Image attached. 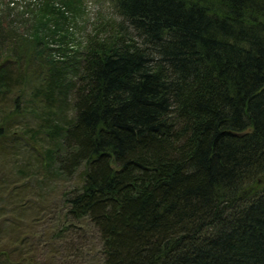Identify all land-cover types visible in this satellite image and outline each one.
Masks as SVG:
<instances>
[{
	"label": "trees",
	"instance_id": "trees-1",
	"mask_svg": "<svg viewBox=\"0 0 264 264\" xmlns=\"http://www.w3.org/2000/svg\"><path fill=\"white\" fill-rule=\"evenodd\" d=\"M80 1L22 5L25 32L0 3V156L17 118L43 115L100 264H264V0H115L128 27L79 50Z\"/></svg>",
	"mask_w": 264,
	"mask_h": 264
},
{
	"label": "rangeland",
	"instance_id": "rangeland-1",
	"mask_svg": "<svg viewBox=\"0 0 264 264\" xmlns=\"http://www.w3.org/2000/svg\"><path fill=\"white\" fill-rule=\"evenodd\" d=\"M30 1L36 0H0L3 6L14 3L9 21L24 32L26 23L17 19L21 6ZM114 3L115 0H81L80 10L75 14V26L72 25L75 38L70 47L81 50L90 38L100 37L105 32L113 33L119 26L122 28V24L128 27V21L116 12ZM71 77V83L75 84L76 76ZM74 95L71 90L65 111L60 112L59 117L72 116ZM26 98L21 105L25 104ZM40 116L43 115L28 112L17 118L13 126L16 133L7 139L15 147L4 158L0 156V189L7 193L0 199V206L6 207L7 212L0 229V250L8 253L1 255L0 264H100V240L96 228L66 215V193L77 188L79 173L65 175L57 172L56 166L45 163L46 149L40 144H47L49 137L47 139L37 126L43 121ZM21 191L25 195L18 194ZM10 198L19 202L14 213L18 226L15 230L10 228ZM87 251H90L88 255Z\"/></svg>",
	"mask_w": 264,
	"mask_h": 264
}]
</instances>
